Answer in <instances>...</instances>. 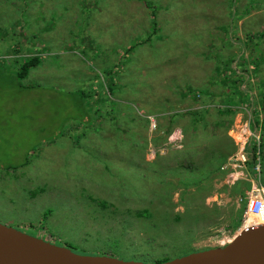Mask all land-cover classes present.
<instances>
[{
	"label": "rangeland",
	"instance_id": "rangeland-1",
	"mask_svg": "<svg viewBox=\"0 0 264 264\" xmlns=\"http://www.w3.org/2000/svg\"><path fill=\"white\" fill-rule=\"evenodd\" d=\"M30 57L41 61L20 78ZM231 84L245 97L216 115L237 97ZM203 108V129L230 137L234 154L246 123L260 137L252 175L264 186V0H0V223L127 261L226 246L248 228L252 183L227 174L182 203L179 178L154 167L190 166L174 156L188 120H171ZM177 129L184 140L172 149Z\"/></svg>",
	"mask_w": 264,
	"mask_h": 264
},
{
	"label": "trees",
	"instance_id": "trees-1",
	"mask_svg": "<svg viewBox=\"0 0 264 264\" xmlns=\"http://www.w3.org/2000/svg\"><path fill=\"white\" fill-rule=\"evenodd\" d=\"M153 11H154L153 14L155 16V11H157V9ZM154 24H157L155 20H154ZM244 51L245 50L243 49L241 53L239 54V57L241 56L240 58H242L245 55ZM216 58L220 60L219 61L220 63H224L227 65L233 63L234 61V59L225 61L224 58H222L220 54H218ZM40 61L41 59L37 57H30L26 59L24 63L22 64V66L20 67V70L18 73L19 77L26 78L29 75L30 70L35 65H37ZM253 65L257 68L258 66L257 60L256 61L254 60ZM222 68L223 66L222 64H220L218 65L216 70H218V72L225 71ZM223 77H227V75H224ZM225 83H227L228 85V82H225ZM230 86L231 88L229 89V93H231L232 91V93L233 94L235 93V95L238 94L242 96V98L245 97V92L240 85L236 84L235 86H232L231 84ZM196 93H197L196 98H200L202 97V95H206L205 94L206 89L201 91L200 93L198 92ZM237 97H230V96H227L226 98L224 97L221 102H223L224 105L228 107L225 109L226 110L225 112H217L216 115H225V116L231 115L232 114L231 111L233 109L232 106L240 104V102H242L239 99V97H238V101H236ZM196 98L194 99L196 100ZM206 111L207 109L203 108L198 111H194L192 109L183 114L181 112H173V116L171 120L172 124L174 122H180L184 119L188 120V126L184 128V132L186 134L185 148L182 151L175 152L174 156L177 159H179L181 156L190 157L191 159L190 166H185L181 164L175 167L167 166V167L161 168V163L159 162L156 163L158 165L154 166L157 168L156 171L162 170L163 171L162 174L166 172L164 175H162L163 177H168L170 174H172V176H176L179 178V184L184 186L185 188L181 196L182 203H184V201H188L191 198L192 199L196 198V196L203 194L205 191H208V190L210 191L211 189H213L215 180H220L224 178V176L227 175V171L223 170L222 167L227 162L228 158L231 155H233L234 152L236 151V146L230 137L227 136L224 139H222L220 137V134L216 135L212 131H208V129L205 130L206 125L209 124V118H207V114L209 112H206ZM258 121L259 120L256 119V122ZM214 123L217 126L222 124L219 119H217ZM195 130L200 131V132L206 131L205 138L210 141V144L203 146V142H201L200 145H202V147L199 144H196L197 139H193L195 135L193 131ZM257 148H258L257 144L252 141H250V143L247 145L246 150L248 151L249 157H250V161H249L250 168H253L257 162V158H258V155L256 153ZM193 156L194 158H197V160H194ZM193 188L196 189L194 190V192L191 191V189ZM226 188L228 187L226 186ZM238 189H239L238 186L233 187V192H236ZM193 210H194V213H192V215L194 216L192 218L196 217V220L199 222L203 218L202 216H205L203 214V209H201V207H198V208H194ZM137 214L140 217H142V216H146L147 212L146 211L138 212ZM179 219L184 220V217L180 215ZM67 247L73 248V246L71 245H67ZM102 255L112 256L107 253H102ZM170 260L171 258H165L163 260H159L158 262H167Z\"/></svg>",
	"mask_w": 264,
	"mask_h": 264
},
{
	"label": "water",
	"instance_id": "water-1",
	"mask_svg": "<svg viewBox=\"0 0 264 264\" xmlns=\"http://www.w3.org/2000/svg\"><path fill=\"white\" fill-rule=\"evenodd\" d=\"M0 264H264V224L242 229L224 247L196 251L167 262L85 256L67 246L0 223Z\"/></svg>",
	"mask_w": 264,
	"mask_h": 264
},
{
	"label": "built area",
	"instance_id": "built-area-1",
	"mask_svg": "<svg viewBox=\"0 0 264 264\" xmlns=\"http://www.w3.org/2000/svg\"><path fill=\"white\" fill-rule=\"evenodd\" d=\"M157 129V123L151 120V130ZM237 142H239L238 151L229 158L228 164L223 167L227 172V182L235 184L241 180H247L252 183L251 191L248 193L247 206L244 216V225L249 224L251 227H257L264 224V186L255 181L253 173H260V164L258 161L253 168H250V157L246 150L250 141L257 144L260 143V137L256 136L249 129V123L241 130L239 135L235 134ZM255 139V141H253ZM184 140L181 130H175L170 136L169 145L172 149L181 147Z\"/></svg>",
	"mask_w": 264,
	"mask_h": 264
},
{
	"label": "bare ground",
	"instance_id": "bare-ground-1",
	"mask_svg": "<svg viewBox=\"0 0 264 264\" xmlns=\"http://www.w3.org/2000/svg\"><path fill=\"white\" fill-rule=\"evenodd\" d=\"M246 226H248V228L251 227V225H249V224H246L245 227H246Z\"/></svg>",
	"mask_w": 264,
	"mask_h": 264
}]
</instances>
